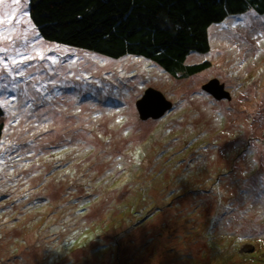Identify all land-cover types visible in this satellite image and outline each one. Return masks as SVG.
Returning <instances> with one entry per match:
<instances>
[{
  "label": "rangeland",
  "instance_id": "obj_1",
  "mask_svg": "<svg viewBox=\"0 0 264 264\" xmlns=\"http://www.w3.org/2000/svg\"><path fill=\"white\" fill-rule=\"evenodd\" d=\"M209 37L185 62L209 66L175 78L44 40L29 0L0 3V264H264V14L230 15ZM215 78L230 99L201 90ZM147 89L170 117L139 119ZM87 192L92 206L68 202Z\"/></svg>",
  "mask_w": 264,
  "mask_h": 264
},
{
  "label": "trees",
  "instance_id": "obj_2",
  "mask_svg": "<svg viewBox=\"0 0 264 264\" xmlns=\"http://www.w3.org/2000/svg\"><path fill=\"white\" fill-rule=\"evenodd\" d=\"M29 5L32 22L44 40L111 58L124 55L146 57L175 78L198 73L209 66V61L185 62L192 53L210 50L209 27L212 24L251 9L264 14V0H29ZM243 78L239 83H244ZM110 103L108 101V105ZM3 113L0 105V116ZM4 127L1 120L0 153ZM187 186L192 196H198L192 192L197 189L194 185ZM208 186L212 199L220 198L218 186ZM92 194L73 195L68 202L85 196L88 202L85 206H92L99 198L91 200L100 193ZM152 202L149 201V207ZM139 218V215H130L127 220L120 219L129 225L136 222V226ZM249 254L245 258L251 256V259L246 262H252L257 255L256 252Z\"/></svg>",
  "mask_w": 264,
  "mask_h": 264
},
{
  "label": "water",
  "instance_id": "obj_3",
  "mask_svg": "<svg viewBox=\"0 0 264 264\" xmlns=\"http://www.w3.org/2000/svg\"><path fill=\"white\" fill-rule=\"evenodd\" d=\"M204 87V85L202 86ZM206 89L216 98L230 99V92L225 89L224 83L219 79H212L207 83ZM171 101L167 100L159 90L147 89L143 97L136 101V106L141 119L149 117L158 118L164 110L171 107Z\"/></svg>",
  "mask_w": 264,
  "mask_h": 264
},
{
  "label": "bare ground",
  "instance_id": "obj_4",
  "mask_svg": "<svg viewBox=\"0 0 264 264\" xmlns=\"http://www.w3.org/2000/svg\"><path fill=\"white\" fill-rule=\"evenodd\" d=\"M258 13V12H257ZM260 14V13H259ZM222 53H223V50H220ZM251 84H253V83H251ZM206 86H207V82L206 83H204V87H203V92H205L207 89H206ZM161 92V91H160ZM162 93V92H161ZM163 94V93H162ZM164 95V94H163ZM164 97L167 99V100H170V99H168L165 95H164ZM116 99L115 97H113V96H111V99ZM117 101L118 100H114V103H117ZM117 106H122V104L121 103H119V104H116ZM173 109V106L170 108V109H166V110H164V112L160 115V116H158V120L160 119V120H163V119H165V117L167 116V117H170V115H168V111H170V110H172ZM167 113V114H166ZM166 114V115H165ZM165 115V116H164ZM155 128H156V126H155ZM157 129H158V127H157ZM156 129V130H157ZM160 134H164V133H160ZM200 198V196H197L196 198H195V200H198ZM203 199V198H202Z\"/></svg>",
  "mask_w": 264,
  "mask_h": 264
},
{
  "label": "snow or ice",
  "instance_id": "obj_5",
  "mask_svg": "<svg viewBox=\"0 0 264 264\" xmlns=\"http://www.w3.org/2000/svg\"><path fill=\"white\" fill-rule=\"evenodd\" d=\"M3 2V0H0V3H2ZM14 2L16 3V4H19V2H20V0H14ZM5 22H7V21H5ZM41 58L43 59V56H41ZM26 59H32V57H26ZM22 62V61H21ZM13 63H17L16 61H14ZM53 63H55V60L53 59ZM137 155H139V154H137Z\"/></svg>",
  "mask_w": 264,
  "mask_h": 264
},
{
  "label": "flooded vegetation",
  "instance_id": "obj_6",
  "mask_svg": "<svg viewBox=\"0 0 264 264\" xmlns=\"http://www.w3.org/2000/svg\"><path fill=\"white\" fill-rule=\"evenodd\" d=\"M205 93L208 94L209 96L215 98L208 90H206ZM225 99H227V98H225Z\"/></svg>",
  "mask_w": 264,
  "mask_h": 264
},
{
  "label": "clouds",
  "instance_id": "obj_7",
  "mask_svg": "<svg viewBox=\"0 0 264 264\" xmlns=\"http://www.w3.org/2000/svg\"><path fill=\"white\" fill-rule=\"evenodd\" d=\"M215 99H216V98H215ZM135 106H136V102H135ZM136 111H137V113H138L139 119H141V118H140L139 111H138V109H137V106H136Z\"/></svg>",
  "mask_w": 264,
  "mask_h": 264
}]
</instances>
